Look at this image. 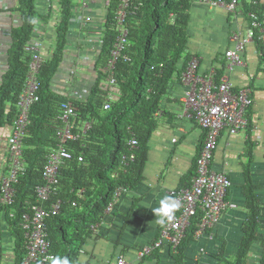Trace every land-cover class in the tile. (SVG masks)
<instances>
[{
	"label": "trees",
	"instance_id": "trees-1",
	"mask_svg": "<svg viewBox=\"0 0 264 264\" xmlns=\"http://www.w3.org/2000/svg\"><path fill=\"white\" fill-rule=\"evenodd\" d=\"M73 1L58 0L62 16L57 26L56 51L52 58L46 59L41 69L40 100L31 109L30 124L23 142L27 172L15 186L14 205L0 206V216L5 215L8 230L15 241L14 264H23L27 256L21 216L27 204L36 201L35 188L43 183L47 156L56 147V133L62 127L59 119L61 104L67 100L52 91L51 81L65 54ZM192 1H132L126 20L129 44L124 52L129 60L121 58L117 63L116 83L111 85L104 67L118 35L115 12L120 0H110L102 48L94 66L98 78L86 100L72 102L77 113L74 132L80 137L69 144L73 158L62 166L59 184L52 194V201L61 200L63 203L60 214L47 222L48 240L55 260L61 258L68 264H82L79 255L92 234L91 226L102 221L116 191L122 188L133 190L143 180L147 143L157 127L156 114L162 108L170 82L182 75L192 58L186 53L188 11ZM18 2L15 8L21 19L12 30L8 64L0 80V129L13 125L17 120V102L25 87L31 59L25 46L35 34L36 21L44 18L36 5L37 0ZM254 8L259 9V6ZM259 10L252 11L264 27V7ZM172 15L174 23L170 22ZM106 103L110 105L107 110L104 109ZM86 122H90L91 127L82 132ZM132 138L137 139L138 146L129 151ZM131 154L134 155L132 160ZM124 155H128L127 165L122 161ZM79 157H83L82 162ZM246 198L248 218L244 224L245 235L238 254L228 264H246L258 240L256 231L260 206L251 183L246 187ZM201 215L199 211L192 219L178 248L179 262L183 251L194 239ZM262 241L264 245V239ZM3 255L1 250L0 259ZM261 264H264V253Z\"/></svg>",
	"mask_w": 264,
	"mask_h": 264
},
{
	"label": "crops",
	"instance_id": "crops-1",
	"mask_svg": "<svg viewBox=\"0 0 264 264\" xmlns=\"http://www.w3.org/2000/svg\"><path fill=\"white\" fill-rule=\"evenodd\" d=\"M6 1L14 13L2 17L0 23L2 28L13 30L21 19L15 8L19 2ZM256 5L263 8L264 0H240L235 12L193 0L188 11L186 53L191 60L195 57L200 60V74H213L218 84L228 80L236 92L248 90L253 101L247 112L250 127L233 136L223 131L212 164L215 171L228 174L232 186L227 199L237 207L227 210L219 223L199 239L194 235L182 253L181 262L178 253L164 247L147 256L141 264H228L233 261L245 235L244 224L248 218L246 187L249 183L254 186L260 217L256 231L258 240L246 264H261L264 253V56L260 29L255 34L259 42L254 37L242 55L243 64L230 69L225 55L234 48L233 34L243 36L251 27L249 14H256L253 9L260 11L254 8ZM71 9L65 54L51 81L52 91L70 103L86 100L97 81L94 66L102 48L105 21L101 17L106 11H101L99 4L92 3L84 10L82 0H74ZM41 11L44 18L36 21V33L31 40L39 38L43 55L50 59L56 51L57 26L62 16L58 0H52L51 7ZM174 19L171 17L170 22L174 23ZM261 27L264 28L262 24ZM10 46L11 36H2L0 32V80L8 64ZM187 89L182 75L170 82L162 108L156 114L157 127L147 143L144 178L133 190L120 195L113 212L105 210L98 230L92 231L82 246L79 255L82 264H109L121 256L129 261L135 260L138 251L156 240L162 229L163 224L159 223L152 209L160 206L161 199L169 197V190L191 184L204 132L194 120L183 114ZM13 125L0 129V182L8 172L7 142ZM0 222L4 254L0 264H14L15 241L8 230L5 215L1 214Z\"/></svg>",
	"mask_w": 264,
	"mask_h": 264
},
{
	"label": "built area",
	"instance_id": "built-area-1",
	"mask_svg": "<svg viewBox=\"0 0 264 264\" xmlns=\"http://www.w3.org/2000/svg\"><path fill=\"white\" fill-rule=\"evenodd\" d=\"M132 1L120 0L115 12L118 35L113 44L110 58L104 67L106 74L110 77L109 84L111 85L116 83L114 75L117 63L121 58L129 60L124 52H126L129 44V29L126 26V20ZM201 2L213 7L224 8L230 12H235L240 5V0H201ZM51 3L52 0H37L36 5L39 6V9L44 10L45 7H51ZM91 3L93 5L99 4L101 11L106 10L101 17L105 21L109 14L110 0H82V8L84 10L88 9ZM41 10L39 12L43 14ZM13 13L8 1L0 0V19ZM249 15L252 18L251 27L243 36L233 34L234 48L225 53L230 69L243 64L242 55L247 45L254 40L257 29H260L259 39L263 46L264 56V28L261 27L256 14L250 13ZM171 17L174 18V16ZM16 22L17 20H15ZM11 30L2 28L0 23L2 36L10 37ZM42 48V41L37 37L30 40L25 46V50L30 53L31 59L25 87L17 102V120L12 126L7 142L9 152L8 172L0 182V206L10 207L14 205L15 186L19 183L20 177L27 172L23 142L30 124L31 109L40 100L39 75L47 59L42 53ZM199 70L200 60L195 57L190 60L182 74V82L188 88L183 99V114L194 120L204 132L203 144L196 160V172L192 182L188 187L168 191V196L178 201L180 206L174 211L172 218L166 219L163 223L156 240L142 247L138 251L135 260L129 261L121 256L109 264H141L147 256L164 247L170 248L177 254L192 219L199 211L202 215L195 231L196 239L214 228L227 210L237 207L227 199L232 186L228 174L225 171H215L212 164L223 131H227L233 136L245 132L250 127L247 112L253 101L248 90L243 89L236 92L228 80H223L218 84L213 74L203 76ZM109 107V103H106L104 109L107 110ZM59 119L62 127L56 133L57 145L47 156V163L43 169V183L35 188L36 201L35 203H28L21 216L20 226L24 232L25 249L27 251L23 264H50L55 261V255L51 252V244L48 240L47 222L48 219L60 214L63 203L61 200L52 201V194L59 184L62 166L73 158L69 144L80 137V134L74 132L77 113L72 103L67 101L61 104ZM90 127L91 123L86 122L82 132H86ZM137 146V139L132 138L129 141V151L135 150ZM127 157L128 155L123 156V164L125 165H127ZM133 158L134 155L131 154L130 159ZM79 161L82 162L83 157H79ZM126 191L123 188L116 191L114 198L106 208L107 213L113 212L118 198ZM13 215L11 212L10 216L13 217ZM100 225V222L93 224L91 230L97 231ZM2 247L0 239V250H2Z\"/></svg>",
	"mask_w": 264,
	"mask_h": 264
},
{
	"label": "clouds",
	"instance_id": "clouds-1",
	"mask_svg": "<svg viewBox=\"0 0 264 264\" xmlns=\"http://www.w3.org/2000/svg\"><path fill=\"white\" fill-rule=\"evenodd\" d=\"M159 204L160 206L152 209V212L155 214V216L158 218L159 223L161 224H163L166 219H171L174 211L180 206L178 201H175L170 197H164L160 200ZM54 264H68V261L66 259L57 258L54 261Z\"/></svg>",
	"mask_w": 264,
	"mask_h": 264
},
{
	"label": "rangeland",
	"instance_id": "rangeland-1",
	"mask_svg": "<svg viewBox=\"0 0 264 264\" xmlns=\"http://www.w3.org/2000/svg\"><path fill=\"white\" fill-rule=\"evenodd\" d=\"M101 37L98 36V39L100 40Z\"/></svg>",
	"mask_w": 264,
	"mask_h": 264
}]
</instances>
